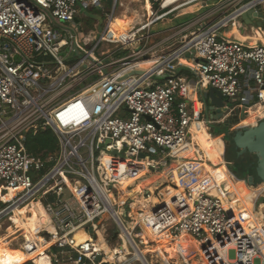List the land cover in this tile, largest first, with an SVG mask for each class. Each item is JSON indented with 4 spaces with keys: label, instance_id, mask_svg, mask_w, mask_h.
Wrapping results in <instances>:
<instances>
[{
    "label": "built area",
    "instance_id": "built-area-1",
    "mask_svg": "<svg viewBox=\"0 0 264 264\" xmlns=\"http://www.w3.org/2000/svg\"><path fill=\"white\" fill-rule=\"evenodd\" d=\"M79 1L98 7L104 0H0V182L4 194L11 195L6 200L0 196V223L7 217L10 221L15 208L41 203L53 230L44 227L39 235L57 249L51 255L46 251L51 264L110 262L99 242L100 235L107 244L111 240L107 227L100 229L98 220L104 215L118 226L116 263L126 260L130 247L141 248V243L150 250L157 244L151 239L145 243L141 236L138 242L135 232L140 228L171 241L188 237L204 264H264V224L246 231L233 206L227 210L220 196L185 185L184 172L204 160L196 150L193 158L178 154L192 143L195 122L204 124L210 134L222 122L207 117L205 121L201 109H196L197 94L205 83L219 89L231 104L225 117L236 108L264 110V44L248 47L219 35V29L230 22L231 17H224L191 31L162 65L156 62L148 71L137 69L138 62L155 57L154 49L132 50L131 43L167 16L166 11L133 28L130 39L111 33L112 20L88 49L79 47L77 35H71L74 45L62 55L69 42L50 18L74 22ZM200 1L204 0H176L165 6L162 0L161 7ZM222 1L226 7L234 0ZM259 4L264 0L242 5L232 17L241 18ZM105 43L114 44L116 50L104 48ZM120 50L132 52L117 57ZM187 53L194 54L191 61L198 59L190 68L192 77L176 69L187 65L179 62L187 59ZM263 117L259 114L248 125ZM48 128L58 143L42 159L28 150L26 136ZM158 149L162 157L148 156ZM152 175L160 178L140 190V179ZM89 229H94L93 236ZM80 230L88 235L82 241L76 238Z\"/></svg>",
    "mask_w": 264,
    "mask_h": 264
},
{
    "label": "bare ground",
    "instance_id": "bare-ground-1",
    "mask_svg": "<svg viewBox=\"0 0 264 264\" xmlns=\"http://www.w3.org/2000/svg\"><path fill=\"white\" fill-rule=\"evenodd\" d=\"M175 1L176 0H164V5L165 6L170 5L174 3ZM145 9L146 11L148 10L146 6H145ZM150 11L152 10L150 9ZM117 22L122 24V29H120L122 32V37H126L127 39H130L131 37L130 32L132 28L130 24L133 22L132 19L129 16H123L122 19L117 18ZM113 27L115 28V24H110V30L113 29ZM257 34L261 35L259 31H257ZM114 35L117 36L116 34ZM151 65H152V62L149 60H146L143 62L142 61L138 62L135 66L137 69L148 71L150 70ZM196 107L199 108V105L197 104ZM253 115L255 116V114ZM254 116H252L251 118H248L247 121L248 122L253 121ZM191 131H192V137H191L192 143L190 144L197 151L201 152V154L198 157L202 158L204 162L203 163H193L192 170L189 173L184 172L187 174L186 178L184 179L185 181L184 184L187 185L188 187H191L195 192L201 190V191H205L212 195L220 196L227 210H229L233 206L236 219L240 221L243 227H245L246 231H249V227L251 226H261L262 224H264V221H262V215L260 216V214L258 213L254 214V211L252 210L256 197H258L259 195H264V186H260V187H263L261 189L260 187L254 188V187L249 186L245 181H241L237 179L236 183L233 184V186L231 187L228 186V188L225 187L222 189L218 188L221 185V181L218 182V185H219L218 186L217 180L214 176L218 177V174L220 171H225V174L228 175L227 173L228 171L226 170L227 167H225V165L221 168L214 167L206 163V160L214 161V160H220L221 158L223 159V156H222L223 153L222 154L221 153L208 154L210 151H214V150L215 152L216 151L219 152V150L222 152L221 137L220 136L213 137L209 133L207 127L200 122H195L192 126ZM195 146H199V147H195ZM181 152L183 151L180 150L179 153ZM183 155L185 157L194 156L192 151L183 153ZM178 164H182V163L179 162ZM140 172L141 173L138 174L139 177L144 174V169L141 170ZM138 175L136 177H138ZM178 175L179 174L177 173V176ZM152 177L153 178L151 179V181H148L145 184L139 183L140 184L139 189L141 190L142 187H145V186L151 187V183L157 181V179L160 178L159 176H156V175H152ZM227 177L228 176H226V178ZM134 179L135 178L128 179L127 181H125L124 185H127L128 183H132ZM177 180L181 182L182 177H177ZM221 190H223L224 193H221L220 192ZM1 195L5 197L4 200L8 199L11 196L7 194H1V189H0V196ZM245 197H250V200L252 202L251 205H248L245 202ZM261 207L262 208L264 207V202L262 203ZM244 217L246 220H244ZM10 220L12 221V226H14L18 231H22V234L25 237L26 241L22 245V247H20L24 250V252L16 255L13 249H8L11 246V245L9 246V241L8 240L4 241L3 238H1L0 239V264H23V262L31 261V260L34 261L35 264H51L50 257L45 252L46 249H48L51 244L50 242H46L43 236L39 235V231L43 229L44 227H47L50 230H53V225L51 223L50 216L45 211L41 203L32 202L29 205H26L24 207L15 208L14 213L11 215ZM134 223H135L134 221L129 222L128 225L130 226V228H132ZM17 230L15 231V233L17 232ZM9 235H12V234H9ZM87 237L88 235L83 230H80L76 234V238L78 239V241H82L86 239ZM141 237L143 238L145 243H148L150 239L155 241L157 243V246L154 249V251L156 252L160 251L162 248L166 249L167 252L172 251V254H174L177 258H181V260L177 262V264H184L183 260L188 264H204L202 258H199V260H196L193 258L195 255H198L199 250L195 242L190 240L188 237L184 235L171 241V239L167 237L166 235L154 236L152 233H150L146 229L144 233L141 235ZM99 242H100V246L105 249L108 255V259H114L115 255L119 253L118 249L109 248L108 244L105 242L102 235H100ZM124 247L128 248L126 244ZM177 248H179V252L177 251ZM134 252H135L134 256L137 259L142 260V255L145 254L144 250L139 248V246H135ZM181 254H182V257H181ZM161 257L162 256L160 257L158 256L159 259Z\"/></svg>",
    "mask_w": 264,
    "mask_h": 264
},
{
    "label": "crops",
    "instance_id": "crops-1",
    "mask_svg": "<svg viewBox=\"0 0 264 264\" xmlns=\"http://www.w3.org/2000/svg\"><path fill=\"white\" fill-rule=\"evenodd\" d=\"M149 1H150L151 5H153L152 1L151 0H149ZM155 1H159V0H155ZM253 1H255V0H234L231 3H228L226 7L223 6L222 0H204V1L197 2V3H193V4H189V5H185V6H179V7L175 6V5H171L170 7L166 8V9H163L162 7H160L161 11H159L160 12L159 14L164 13L166 11L168 12V15L163 17L162 20L168 18V16H169V19L167 21L165 20V22L163 24L166 26L171 21H177V25L169 27L165 30H161L157 33H152L151 30L154 27V25L157 22L162 21L161 19L158 20L157 22L152 24L153 26L151 25L149 28H147L141 32L142 34H140L141 35L140 39L131 43L132 44L131 49L136 50V51H138V50L142 51V49L143 50L154 49L155 57H153L152 59L149 60L152 62L151 67H153L156 62L159 63L158 65H160V64L162 65V63H164L168 59V57L171 55V53H173L181 45V43L186 39V36L191 31H193L197 28H206V27L214 24L218 20H222L224 17H231L229 19L230 22H228V24L226 26L219 29V31H218L219 35L226 37V38H229V39H232V40H236L238 42H241L245 46H248V47H253V46H256L259 44H264V23H262V19L256 17L251 24L250 23L248 24L245 21H243L242 18L234 19L232 17L233 12L237 8H239L240 6L245 5L247 3L253 2ZM103 2H108V1L104 0ZM145 2H146V0H145ZM115 3H117V0H116V2H115V0L112 1L111 5L115 4ZM102 5H103V3H102ZM102 5L100 6V8L102 7ZM255 8L264 10V4H259V5L255 6ZM112 17L114 20L110 19V20H112L111 24H115V28L113 27V29H111V33L113 35L116 34L117 36H120V34H121V36H122V32H119V30H120L119 27L120 26L122 27V24L117 22V18H120V17H116L115 15H112ZM233 21L235 22L234 25L232 24ZM260 23H262L261 26H260ZM257 31H259L261 35L257 34ZM238 32H240V33H238ZM249 35L252 37H250ZM91 41L94 43V40H91ZM91 41H89V44H91ZM140 47H142V49ZM105 48L106 49L109 48L111 51L116 50V47L114 44H112V45L107 44V46ZM132 50L130 52H132ZM126 52H127V50H120V51L116 52L115 55H117V57H123V56H125V54H127ZM144 61H146V60H144ZM195 61H191V59L189 60V58H187V59L182 58V60L179 62L185 63L187 65L181 64L182 66L181 65L177 66L176 69L178 71V74H183V75H187L189 77H192L193 75L191 73L190 68L192 67L193 64L196 63ZM177 63L178 62H173V64H177ZM117 66H119V65H116V66L114 65L112 68H114V67L116 68ZM161 80L164 81V79H161ZM197 99L199 102L198 103L196 102L195 105L198 104L199 108L196 107V109L197 110L201 109L200 110V112L202 111V113H201L202 118L201 119H205V121H206V115H205V112L203 111V105H200L202 103L201 92H199L197 94ZM253 114H255V116ZM259 114L264 115V110L262 108L258 107L256 109V107H255L254 109L248 110V114L245 116L244 122L255 123ZM252 116H254L253 121L248 122L247 119L251 118ZM214 128H216V126ZM230 130H232V129H230ZM221 141H222V138H221ZM195 150L196 149L191 144L189 146L187 144L181 150L183 152L178 153V154H181L182 157H185L183 155V153H186L188 151H192L194 156H192L190 158H193L196 156ZM223 151H224V142L222 141V152L220 150H219V152L218 151L215 152V150H214V151H210V152L208 151L209 152L208 154H214V153L215 154L216 153L222 154ZM201 163H203V162H201ZM206 163L209 164L210 161L206 160ZM211 163L212 164H210V165H212L214 167L221 168L224 165L226 167V161H224V159H222V158L220 160L211 161ZM226 170L228 171L227 172L228 175L225 174V171H220L218 174V177L214 176L217 180V185H218V182L221 181V185L220 186L218 185L219 186L218 188H221V189L225 188V187L228 188V186L231 187V186H233V184L236 183L237 179L230 173V171L228 169H226ZM226 176H228V177L226 178ZM241 181H243V180H241ZM232 182H234V183H232ZM261 188L262 187H260V189ZM256 196H257V194H256ZM260 198H264V195H259L258 197H256L254 205L252 207V210L254 211V214L258 213V214H260V216L262 215V221H264V207L263 208L261 207L264 200L260 201ZM245 202L248 205L252 204L250 197H245ZM244 220H246L245 217H244ZM46 251L48 253H50V255H51V253L55 252L56 249L52 247V250L46 249Z\"/></svg>",
    "mask_w": 264,
    "mask_h": 264
},
{
    "label": "rangeland",
    "instance_id": "rangeland-1",
    "mask_svg": "<svg viewBox=\"0 0 264 264\" xmlns=\"http://www.w3.org/2000/svg\"><path fill=\"white\" fill-rule=\"evenodd\" d=\"M161 1L162 0L156 1V5L154 4L151 5L149 0H146V2L145 0H117V3L112 4V5H110L108 2H103V5L101 8L97 6H91V5L85 6L83 2L79 1L77 5L78 13L76 15V19L74 20V22H71L69 25H67L65 22L59 23L58 21H55L53 18H50V21L54 29L60 30V32H62V34L66 36V39L69 42V45L61 50V54L67 55V52H70V48L73 47L74 39L73 37H71V35H77L75 41L77 40V45L81 47L82 49H85V48L88 49L92 47L95 44V42L99 41L100 38L102 37L103 33L105 32L107 28V25L109 24V21L112 15H115L116 17H120V18H123V16H129L133 21L130 24V26H132L131 30L133 29V27L137 28L140 25L151 21L154 17H156L160 13L159 11H161V8H160ZM145 6L148 8L147 11L145 9ZM150 9L152 11H150ZM168 19H169V16L168 18L163 19V20L161 19L162 21L157 22L152 28L151 32L157 33L161 30H165L169 27L177 25V21H171L168 25L165 26L163 23L165 22V20L167 21ZM119 28L122 29L121 26ZM119 32H121V30H119ZM140 34L139 36H141ZM91 40H94V43ZM89 41H91V44H89ZM103 46L106 47L107 43L103 44ZM130 51L131 50H127L126 53H130ZM95 55L98 57L99 51H95ZM75 61H77V59L68 61L67 63L71 65ZM79 69H80V72L85 71V68L83 66H80ZM94 77L95 76H93V78H90L89 81H92ZM72 91L74 92V90ZM246 124L248 125L250 123H246L244 122V120H242L236 125V127L240 125H246ZM233 128L234 127H232V129ZM214 131H215L214 135H212L213 137L220 136L222 138L223 134H219V133L223 131L228 133L230 130H229V126L223 125L222 127L216 126V128H214ZM232 133L234 134V132H231L230 133L231 135L230 134L229 135L233 136ZM215 134H219V135H215ZM118 155L126 156V153L119 152ZM148 156L157 159V158L162 157L163 153L161 152L160 149H158L157 154L152 153V154H148ZM169 158L170 160L174 162L176 161V157L174 156H169ZM209 164H212V163L210 162ZM152 178H153L152 176H149L147 178L140 179L139 182L141 184H145L148 181H151ZM3 185L4 183L0 182L1 189L3 188ZM1 193L4 194L5 191L2 189ZM263 200L264 198H260V201H263ZM130 212L131 211L129 210L128 217H130ZM98 221L102 223V225L100 226V229H102L103 226H106L108 229V234L110 235V239H111L108 243L109 248L111 249L117 248L118 247L117 237L115 239H112V237L118 230V226L116 222L113 220V218L110 215H104ZM133 225H135V223ZM16 230L17 229L14 226H12L11 220L10 221L8 220V217L3 219V221H1L0 239L3 238L4 241L8 240L9 246L11 245L10 247L8 246L9 247L8 249H13L15 254H20L24 252V250L20 247H22V245L25 243L26 240H25L24 235L22 234V231L17 230V232L15 233ZM88 231L92 236L94 235V229H89ZM141 233H143V231L140 228H138L135 232V238L138 242L140 241L139 236L142 235ZM9 234H12V235H9ZM139 244H140V247L144 250L145 256L149 260L150 264H162L163 261L161 262L158 259L156 260L154 259V257L158 258V256L160 257V256H163L164 254H166V257L169 258L173 262V264H177L178 260L179 261L181 260V258H177L174 254H172V251L167 252L166 249L164 248L154 253V249L156 248L157 244L156 245L154 244V248L152 247L153 249L151 248L150 250H147L145 246L142 245L141 243ZM48 249L52 250V246L51 247L49 246ZM129 251H130V254H126L125 261H122L121 263H116L115 262L116 259H113V260H108L110 262H107V263L108 264H114V263L115 264H143L139 259H137L134 256V250L131 247L129 248ZM194 259L199 260V256L196 255ZM27 262L29 261H25L23 262V264H26ZM32 262L35 264L34 261Z\"/></svg>",
    "mask_w": 264,
    "mask_h": 264
},
{
    "label": "water",
    "instance_id": "water-1",
    "mask_svg": "<svg viewBox=\"0 0 264 264\" xmlns=\"http://www.w3.org/2000/svg\"><path fill=\"white\" fill-rule=\"evenodd\" d=\"M111 5L113 0H107ZM100 7V6H98ZM262 19V23H264V10L256 9L254 6H251L249 9L244 11L241 14V18L246 23H252L255 18ZM260 23V26L261 24ZM69 25V22H66ZM141 48V47H140ZM194 56L193 53H187L186 57L192 59ZM149 55L145 56L148 58ZM198 61V59H196ZM139 74L141 71H135L134 74ZM201 101L200 105H203V111L207 119L209 120H222L220 125L217 127L230 126L233 123H239L241 120L245 118L248 114V110L245 108L234 109L231 113L225 117V114L229 111V107L231 104L227 102V100L223 97L222 92L208 85L204 84V87L201 91ZM237 128L239 130L232 137L231 141L237 153L234 154L232 149H227V142L225 140L224 135L226 132H222L224 134L222 137V141L224 142V151H223V159L226 161V167L230 171V173L238 180L245 181L249 186L257 188L259 186L264 185V117L260 119L256 125H240ZM233 131V130H232ZM229 133V132H228ZM214 135V130L211 132ZM229 143V144H230ZM247 155H254L252 157L247 158ZM140 157L144 158L146 155L144 153L140 154ZM241 159V160H240ZM239 160V161H238ZM237 170H233L232 164H235ZM150 188V186L148 187ZM230 216H232V212H230ZM118 231L114 234L112 239H115L118 235ZM101 257L99 256L97 261H100ZM140 261L143 264H150L149 260L145 255H142V260Z\"/></svg>",
    "mask_w": 264,
    "mask_h": 264
},
{
    "label": "trees",
    "instance_id": "trees-1",
    "mask_svg": "<svg viewBox=\"0 0 264 264\" xmlns=\"http://www.w3.org/2000/svg\"><path fill=\"white\" fill-rule=\"evenodd\" d=\"M152 3L156 5L155 0H152ZM221 133L222 132H220L219 134ZM219 134H215V135H219ZM57 143H58L57 136L55 135L54 131L50 128L42 131L30 132L26 136V145L28 150L36 157L42 159L46 158L50 153L54 152V150L57 148ZM177 251L179 252V248H177ZM154 259L156 260L162 259L161 261H163L165 264L173 263L169 258L166 257L165 254L160 259L155 257ZM109 260H113V259H109ZM26 264H34V263L32 261H29Z\"/></svg>",
    "mask_w": 264,
    "mask_h": 264
},
{
    "label": "flooded vegetation",
    "instance_id": "flooded-vegetation-1",
    "mask_svg": "<svg viewBox=\"0 0 264 264\" xmlns=\"http://www.w3.org/2000/svg\"><path fill=\"white\" fill-rule=\"evenodd\" d=\"M238 123H233V124H231L230 126H229V130L230 129H232V127H234L232 130H230L229 131V133H227V134H225L224 135V137H225V140H226V142H227V145H226V147H227V149H232V151L231 152H233L234 154H236L237 153V151L238 150H236V148H235V146L232 144V143H230V142H228V141H231L232 140V137L237 133V131L239 130V128H237L236 127V125H237ZM231 132H234V134H233V136H230L231 134ZM230 134V135H229ZM227 138H229V139H227ZM230 143V144H229ZM254 155H247V158H249V157H252V158H254L253 157ZM241 160V159H240ZM239 161V160H238ZM232 168H233V170H237L236 168H238V167H236V162H235V164L233 163L232 164Z\"/></svg>",
    "mask_w": 264,
    "mask_h": 264
}]
</instances>
